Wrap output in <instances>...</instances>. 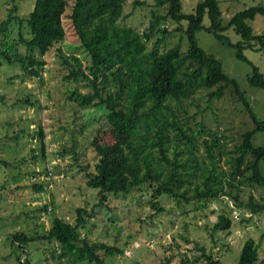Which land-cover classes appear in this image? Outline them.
Instances as JSON below:
<instances>
[{"label":"trees","instance_id":"trees-1","mask_svg":"<svg viewBox=\"0 0 264 264\" xmlns=\"http://www.w3.org/2000/svg\"><path fill=\"white\" fill-rule=\"evenodd\" d=\"M10 1L6 16L0 21V58L8 64H20L26 76L40 77L45 66L42 57L65 38L63 17L68 2L35 0L32 10L21 15L15 0ZM153 1L149 25L142 32L119 23L131 15L125 12L126 0H74L67 16L88 55V62L83 65L76 55L65 56L59 49L62 63L68 68L63 78L74 83L68 98L80 107H104L115 136L106 146L93 139L97 160L92 170L81 167L86 185L97 189L93 207H102L109 193L125 196L147 183L152 187L151 207L157 212L162 210L158 202L162 195L177 203L195 202L196 209H205L210 202L226 198L231 208L250 214L240 215L242 222L249 223L254 216L264 214V176L259 166L264 160V147L252 142L255 131L264 129V121L256 117L236 80L222 71L220 61L197 44L196 33L202 29L211 32L218 41L234 49L237 59L249 62L245 49L264 52V32L255 34L250 25L257 14L264 15V5L239 10L224 25L217 0H198L191 13L182 12L181 0ZM144 4L143 0H131L132 8ZM205 17L208 24L203 23ZM166 20L186 21L185 28L173 29L184 32L185 51L179 42L159 51V44L169 33L167 28L160 27ZM227 27L239 36L238 41L232 42L225 34ZM159 32L163 37L148 48L152 35ZM251 65L248 83L264 88V76ZM80 82L88 89L86 92L76 88ZM226 92L241 102L253 125L240 133V140L232 149L226 148L222 129L210 128L203 120L190 126L191 116H187L186 109L187 102L197 105V95L207 93L211 102L224 97ZM35 133L44 155L42 127L38 126ZM70 153L76 159V153ZM224 156L227 158L223 167L220 161ZM11 163L0 157V167ZM49 171L51 177L53 171ZM44 172L47 176L48 171ZM32 188L43 191L44 185L34 183ZM253 189L259 193L256 195ZM38 205L31 209V218L36 222L41 213H51L46 204ZM94 213L92 207L78 206L74 222L52 215L48 228L41 222L39 229L15 232L11 241L23 254L29 242L53 243V264H104L106 256L121 254L122 248L81 234ZM231 226L232 218L221 212L211 233L227 232ZM194 250L200 254L188 256L184 252L179 264H222L204 245L196 242ZM21 253L16 254L17 263L31 264L28 255L23 257ZM238 264H264V256L260 257L253 238L244 241Z\"/></svg>","mask_w":264,"mask_h":264},{"label":"rangeland","instance_id":"rangeland-1","mask_svg":"<svg viewBox=\"0 0 264 264\" xmlns=\"http://www.w3.org/2000/svg\"><path fill=\"white\" fill-rule=\"evenodd\" d=\"M34 1L15 0L18 13L28 14ZM143 1L144 5L132 8L131 0H126L125 12H131V15L125 20L121 19L119 23H127L140 32L144 31L149 25L154 1ZM197 1L181 0L182 12H193ZM217 1L224 25L235 12L252 5H264V0ZM67 2L68 8L63 17L65 38L56 42L42 57L45 66L40 77L26 76L20 64H8L0 58V157L13 162L0 167V264H18L15 257L21 250L11 241L15 232L27 230L28 233L39 229L38 224L41 222L48 228L52 215L74 222L75 208L78 206L88 209L92 207L95 210L93 217L88 219L86 228L81 230L82 235L122 248L121 254L106 256L104 264H179L184 252L188 256L200 254L194 250L196 242L204 245L222 264H238L242 245L249 237L257 242L262 258L264 214L254 216L249 223L242 222L240 215L239 220H236V209L231 208L232 204L226 198L210 202L205 209H196L194 206L198 204L195 202L177 203L162 195L158 197L162 210L157 212L150 204L152 187L146 183L125 196L109 193L108 200L102 207H93L97 202V189L86 185L81 167L88 166V170H92L97 160L93 139L106 146L115 136L104 107H80L68 98L74 83L63 78L68 74V68L62 63L59 49L65 56L76 55L83 65L87 64L88 55L73 33L67 17L74 0ZM10 5V0H0V21L5 18ZM159 10L163 11L162 8ZM180 23L171 20L161 22L160 27L167 28L169 33L164 37L160 32L154 33L148 42V48L152 47L157 38L163 37L159 51L176 42L185 51L187 40L184 32L181 29L173 30L177 27L185 28L186 21ZM203 23L208 24L206 17ZM250 25L255 34L263 33L264 15L257 14ZM224 32L232 42L240 39L231 27H227ZM196 40L206 53L220 61L222 71L236 80L256 117L264 121V88L250 85L247 80L252 73L251 64L264 76V52L245 49L247 62L237 59L234 49L218 41L211 32L203 29L198 31ZM76 88L80 92L88 90L83 87L82 82ZM206 95L207 93L197 95V100L194 101L196 106L187 102V116H191L190 126L203 120L210 128L222 129L226 148L232 149L240 140V133L245 129H252L251 119L243 111L241 102L236 101L228 92L224 97L212 99L211 102ZM38 126L42 127L45 136L44 155H41L40 143L35 133ZM22 128L23 132H20ZM252 142L264 147V129L255 131ZM71 150L76 153V159H73ZM226 158L224 156L220 161L223 167ZM259 166L264 176V160L260 161ZM45 169L52 170L53 175L46 176ZM34 183L43 184L44 190L32 188ZM17 185L21 187L16 188ZM259 190L253 189V192L257 195ZM38 204H46L51 208V213H41L40 222L31 218V209L39 206ZM221 212H227L232 218V226L227 232L212 234L213 222ZM51 246L54 244L29 242L25 246L26 253L21 254L23 257L28 255L31 264H53ZM190 249L192 252H189Z\"/></svg>","mask_w":264,"mask_h":264},{"label":"built area","instance_id":"built-area-1","mask_svg":"<svg viewBox=\"0 0 264 264\" xmlns=\"http://www.w3.org/2000/svg\"><path fill=\"white\" fill-rule=\"evenodd\" d=\"M47 176L48 177H50V171L48 170V174H47ZM50 210V207L48 208V211ZM235 216H234V218L236 219V220H239V215H241L243 212H241V211H238V212H236V210H235ZM243 215L245 216V217H249L250 216V214L249 213H247V212H244L243 213Z\"/></svg>","mask_w":264,"mask_h":264}]
</instances>
